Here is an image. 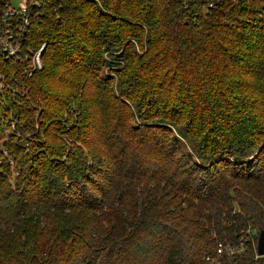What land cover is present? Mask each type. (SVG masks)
I'll return each mask as SVG.
<instances>
[{
    "label": "trees",
    "instance_id": "trees-1",
    "mask_svg": "<svg viewBox=\"0 0 264 264\" xmlns=\"http://www.w3.org/2000/svg\"><path fill=\"white\" fill-rule=\"evenodd\" d=\"M42 48L0 54V264H264V0H49Z\"/></svg>",
    "mask_w": 264,
    "mask_h": 264
},
{
    "label": "built area",
    "instance_id": "built-area-1",
    "mask_svg": "<svg viewBox=\"0 0 264 264\" xmlns=\"http://www.w3.org/2000/svg\"><path fill=\"white\" fill-rule=\"evenodd\" d=\"M0 5V54L8 55L14 60L26 64L25 73L32 76L37 69L42 68L41 53L39 50L32 56L30 54L21 55L19 45L24 36V32L31 25V15L35 10L44 7L49 0H17L19 3L13 4L14 0H1ZM182 2H193L197 0H180ZM212 7V5H210ZM1 79V76H0ZM4 88V85L1 84ZM223 251L219 247L218 254ZM210 261V258H207Z\"/></svg>",
    "mask_w": 264,
    "mask_h": 264
},
{
    "label": "water",
    "instance_id": "water-1",
    "mask_svg": "<svg viewBox=\"0 0 264 264\" xmlns=\"http://www.w3.org/2000/svg\"><path fill=\"white\" fill-rule=\"evenodd\" d=\"M257 254L259 257H264V230L259 233L257 243Z\"/></svg>",
    "mask_w": 264,
    "mask_h": 264
},
{
    "label": "rangeland",
    "instance_id": "rangeland-1",
    "mask_svg": "<svg viewBox=\"0 0 264 264\" xmlns=\"http://www.w3.org/2000/svg\"><path fill=\"white\" fill-rule=\"evenodd\" d=\"M19 3V1H17V0H14L13 1V4L15 5H17ZM3 89V87L0 85V90H2ZM7 134H10V132L9 131H7L6 132ZM3 142L4 141H1V139H0V144L2 145L3 144ZM257 155V154H256ZM17 174H16V172H15V170H13V178H14V176H16ZM258 243V242H257ZM223 247V246H222ZM222 249H224V247L222 248ZM238 254H241L242 253V251L241 252H237ZM231 254H233V253H231Z\"/></svg>",
    "mask_w": 264,
    "mask_h": 264
}]
</instances>
